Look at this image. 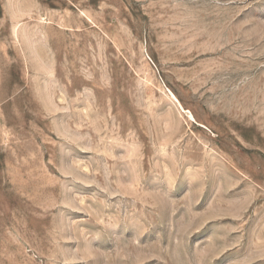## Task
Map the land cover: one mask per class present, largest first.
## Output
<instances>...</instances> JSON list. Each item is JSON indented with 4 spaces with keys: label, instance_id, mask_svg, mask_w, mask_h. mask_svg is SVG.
I'll use <instances>...</instances> for the list:
<instances>
[{
    "label": "rangeland",
    "instance_id": "rangeland-1",
    "mask_svg": "<svg viewBox=\"0 0 264 264\" xmlns=\"http://www.w3.org/2000/svg\"><path fill=\"white\" fill-rule=\"evenodd\" d=\"M0 264H264V0H0Z\"/></svg>",
    "mask_w": 264,
    "mask_h": 264
}]
</instances>
